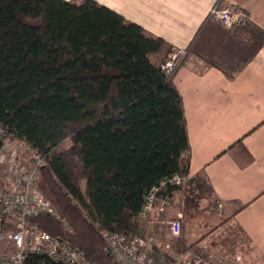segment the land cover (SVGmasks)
Returning <instances> with one entry per match:
<instances>
[{
	"label": "trees",
	"instance_id": "trees-1",
	"mask_svg": "<svg viewBox=\"0 0 264 264\" xmlns=\"http://www.w3.org/2000/svg\"><path fill=\"white\" fill-rule=\"evenodd\" d=\"M162 45L97 0H0V123L46 155L38 187L57 209L28 221L93 264H121L107 233L146 236L147 194L190 172L175 72L151 56ZM263 45L252 20L232 30L209 16L187 51L234 75ZM27 264L66 263L30 253Z\"/></svg>",
	"mask_w": 264,
	"mask_h": 264
},
{
	"label": "crops",
	"instance_id": "crops-1",
	"mask_svg": "<svg viewBox=\"0 0 264 264\" xmlns=\"http://www.w3.org/2000/svg\"><path fill=\"white\" fill-rule=\"evenodd\" d=\"M97 1L161 38L163 45L151 54L155 60L165 59L172 46L188 47L217 4L244 9L264 28V0ZM174 82L183 98L191 144L188 181L199 175L206 179L216 212L210 222L198 225L200 230L189 229L186 220L174 235L162 220L181 209L176 203L184 193L178 187L169 207L157 200L149 211L146 236L162 251L166 236H181L187 250L198 244L232 249L239 231L246 238L237 243L244 264H264V45L234 75L187 54Z\"/></svg>",
	"mask_w": 264,
	"mask_h": 264
},
{
	"label": "built area",
	"instance_id": "built-area-1",
	"mask_svg": "<svg viewBox=\"0 0 264 264\" xmlns=\"http://www.w3.org/2000/svg\"><path fill=\"white\" fill-rule=\"evenodd\" d=\"M210 16L234 27L251 20L247 11L230 4L215 5ZM187 54V47L172 46L161 62L164 72H176ZM0 143V264H27L30 253H44L66 264H93L85 258L81 248L72 244L68 238L53 235L28 221L40 213L57 215L53 203L38 187L39 169L45 163L46 155L15 136L1 123ZM188 179L189 175L175 174L153 187L147 194L141 218H147L157 200L169 207L174 197V190H169V187H180ZM162 223L174 235H179L183 213L164 219ZM106 237L108 249L121 264H244L238 250L224 246L198 244L180 252L173 249L171 242H167L165 253L160 256L156 253L154 240L147 236L109 232Z\"/></svg>",
	"mask_w": 264,
	"mask_h": 264
},
{
	"label": "rangeland",
	"instance_id": "rangeland-1",
	"mask_svg": "<svg viewBox=\"0 0 264 264\" xmlns=\"http://www.w3.org/2000/svg\"><path fill=\"white\" fill-rule=\"evenodd\" d=\"M210 19L224 25V27H226L228 29L233 30V29L237 28L234 26L225 25V24L221 23L220 21L214 19L212 16H210ZM190 54L201 59L202 63L207 65V63L205 62V60L203 59L202 56L195 54V53H190ZM13 148H15V147H13ZM13 148H11V149H13ZM16 149H18V148H16ZM180 188H182V193H184V194H182V196L178 199V201L176 203V205L179 208H181L177 212V214L179 212L183 213V224L187 220V227L189 226V229L193 227V230H194L197 227V230H200V227H198V225L200 223H202L201 225L203 226L205 224V222H210L211 221L210 219L213 218V217H210V215H212V213L214 211L216 212V209H215L216 205H214L215 199L211 194L209 184L207 183L206 179L202 175H199L198 177H195L193 179V181L187 180L184 185L180 186ZM191 189L194 192L196 191L197 194L195 195V193L192 192ZM171 210H173V209H171ZM177 214H176V216H177ZM176 216H174V217H176ZM168 218H173V217L169 216ZM197 233L198 232H196L195 234H197ZM237 234H238V237L235 238L236 242L246 240L245 236L243 234H241L239 231ZM164 238H163L164 243L165 242H171L174 250H177L180 252L181 251H187V249L184 246L183 239L181 238V236H175V237L166 236ZM236 244H235L236 248H233V249L240 250V248H239L240 245L238 246V244L237 245ZM192 245H194V243ZM156 251H157L156 252L157 255H160V256L165 253V251L164 250L162 251V249L160 247H157Z\"/></svg>",
	"mask_w": 264,
	"mask_h": 264
}]
</instances>
